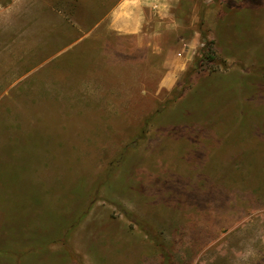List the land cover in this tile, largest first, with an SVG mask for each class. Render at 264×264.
I'll use <instances>...</instances> for the list:
<instances>
[{
    "label": "rangeland",
    "instance_id": "obj_1",
    "mask_svg": "<svg viewBox=\"0 0 264 264\" xmlns=\"http://www.w3.org/2000/svg\"><path fill=\"white\" fill-rule=\"evenodd\" d=\"M119 1L0 0V264H264V0Z\"/></svg>",
    "mask_w": 264,
    "mask_h": 264
},
{
    "label": "trees",
    "instance_id": "obj_2",
    "mask_svg": "<svg viewBox=\"0 0 264 264\" xmlns=\"http://www.w3.org/2000/svg\"><path fill=\"white\" fill-rule=\"evenodd\" d=\"M252 4L254 5V7ZM225 5L226 6H224V11L221 15L224 16L225 19H229L230 21L233 19V22L235 24V25L233 24L235 26V27L233 26V28L237 32V36H236L237 39L235 45H240L243 42H245L247 46H249V41L248 42L242 41L243 37H241V35L239 34L242 29L243 31L246 32L247 31L250 32L254 30V26H252L253 22L257 21L258 19L255 16V13L257 12V10L262 8L261 4H259L258 0H227ZM213 44L214 43L212 41H204L203 47L200 51V56L196 58L195 61L198 64V66L208 65L210 63L211 65H209L208 67L210 68V72H216L217 66L220 63L217 62V56L213 49ZM242 51L244 52V49ZM145 124L147 123L145 122ZM65 225H66V221L64 217H62V215L60 214L59 221L55 224H51V227L56 226L57 228H61V227L63 228L65 227ZM29 236L31 238L30 239L31 242L29 244L41 243L39 245V248H41V246H44L43 241H39L37 238L34 239L32 235ZM172 245H175L174 239H172V241H170L168 244H166V242L162 240L159 239L156 240L154 246L156 248V254L160 258L161 263L175 264L172 260L173 259L172 256H174V253L172 252L171 249ZM33 250L34 249H32V251Z\"/></svg>",
    "mask_w": 264,
    "mask_h": 264
},
{
    "label": "crops",
    "instance_id": "obj_3",
    "mask_svg": "<svg viewBox=\"0 0 264 264\" xmlns=\"http://www.w3.org/2000/svg\"><path fill=\"white\" fill-rule=\"evenodd\" d=\"M181 0H120L110 14V26L120 34H138L152 13L160 17L177 8Z\"/></svg>",
    "mask_w": 264,
    "mask_h": 264
}]
</instances>
